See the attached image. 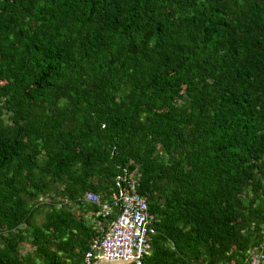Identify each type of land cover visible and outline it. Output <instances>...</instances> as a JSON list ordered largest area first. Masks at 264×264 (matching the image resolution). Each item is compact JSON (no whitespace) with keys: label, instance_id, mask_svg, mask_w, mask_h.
<instances>
[{"label":"trees","instance_id":"16d2710c","mask_svg":"<svg viewBox=\"0 0 264 264\" xmlns=\"http://www.w3.org/2000/svg\"><path fill=\"white\" fill-rule=\"evenodd\" d=\"M128 174L153 215L142 264L246 263L264 0H0V264H81L112 217L83 192L109 202Z\"/></svg>","mask_w":264,"mask_h":264},{"label":"built area","instance_id":"2783aa9c","mask_svg":"<svg viewBox=\"0 0 264 264\" xmlns=\"http://www.w3.org/2000/svg\"><path fill=\"white\" fill-rule=\"evenodd\" d=\"M121 180L123 184L117 182L119 190L109 202L102 201L97 193L83 192V200L98 207L94 215L105 217L112 213V217L106 223V229L90 241L81 264H94L101 259L142 264L150 250L153 215L148 212L145 199L137 193L132 175ZM96 224L102 230L98 221ZM245 264H264V231L260 245L248 250Z\"/></svg>","mask_w":264,"mask_h":264},{"label":"rangeland","instance_id":"374dc122","mask_svg":"<svg viewBox=\"0 0 264 264\" xmlns=\"http://www.w3.org/2000/svg\"><path fill=\"white\" fill-rule=\"evenodd\" d=\"M8 115L9 114L7 112H5L4 110L1 111V118L4 120L5 123H10ZM41 200H44V197H39V201H41ZM35 217H36V223H39L41 220L40 214L38 216H35ZM30 249H31L30 245L22 243L19 247V253L26 255L30 252ZM97 262H100V261H97Z\"/></svg>","mask_w":264,"mask_h":264},{"label":"water","instance_id":"95a60500","mask_svg":"<svg viewBox=\"0 0 264 264\" xmlns=\"http://www.w3.org/2000/svg\"><path fill=\"white\" fill-rule=\"evenodd\" d=\"M100 262H96L94 264H130L129 262L122 259H113V260H99Z\"/></svg>","mask_w":264,"mask_h":264}]
</instances>
